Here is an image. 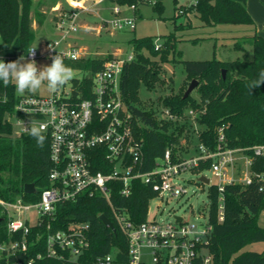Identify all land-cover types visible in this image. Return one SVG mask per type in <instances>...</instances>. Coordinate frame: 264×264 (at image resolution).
I'll use <instances>...</instances> for the list:
<instances>
[{"label": "trees", "instance_id": "1", "mask_svg": "<svg viewBox=\"0 0 264 264\" xmlns=\"http://www.w3.org/2000/svg\"><path fill=\"white\" fill-rule=\"evenodd\" d=\"M121 5H129L137 13L141 6H152L161 17L164 11L163 0H113ZM186 7L175 2L176 18L184 9L190 10L205 27L218 25L255 26L248 12V0H194ZM32 0H0V54L9 56L15 61L26 56L35 41V32L31 18ZM174 17V18H175ZM170 37H176L171 34ZM203 39L189 40L198 43ZM179 42V40H176ZM175 40L168 41L169 51L175 49ZM245 44L253 48V58L248 59ZM135 60L126 65L121 80V93L124 102L130 108L135 120V135L144 145V170H151L158 159L171 150L174 161L190 155L194 147L191 117L188 111L193 110L194 119L202 131V144L207 149L216 150L219 129L224 127L227 147L242 149L253 157L251 171L253 181L249 185H226L224 187V217L219 219L218 201L220 194L215 185L209 187L211 199L208 226L212 228L208 249L214 264H264V251L241 252L250 244L264 243V228L259 226V219L264 212V155L254 156L255 147H264V86L249 90L248 84L255 80L264 70V37L255 33L235 43V49L244 53L242 60L231 62L184 61L186 74L192 80H198L200 100L196 103L191 95L185 93L176 97L162 99L154 105L143 102L139 91L144 84L151 90L156 83L161 87L160 71L141 53L142 49L154 52L152 37L134 39L131 42ZM159 54V53H158ZM112 55L97 56L73 62V66L89 72L84 79L85 98L89 97L92 75L103 67ZM6 62V61H5ZM65 63V62H64ZM70 66L72 63H65ZM226 71V78H223ZM78 84L77 80H73ZM19 99L14 83L7 86L0 81V199L14 202L22 198L26 202L39 201L40 192L49 186L50 138L47 134L44 147L37 146L30 135L14 136V126L9 116L15 113ZM160 106H163L162 108ZM169 109L177 118L175 121L160 117L161 109ZM196 118V119H195ZM185 140V145H182ZM199 150V148H198ZM211 162L201 164L193 170L194 174L203 173L210 168ZM98 170V169H97ZM34 184L37 192L26 194L24 186ZM155 198L148 185L138 182L133 194L124 198L118 193L111 194L112 203L127 212L134 224L140 225L146 220L150 201ZM105 215L117 230L113 233L101 221ZM71 222L88 223L90 248L77 261H58L46 257V237L48 232L66 230ZM33 227L28 242L29 249L14 260L27 261L34 258V264H95L98 257L115 254V264L128 262V242L117 226L106 200L99 196L79 197L76 202L59 204L55 210V220ZM13 238L7 233L6 219L0 208V246ZM41 254L43 259L37 260ZM0 263L5 264L1 259Z\"/></svg>", "mask_w": 264, "mask_h": 264}, {"label": "built area", "instance_id": "2", "mask_svg": "<svg viewBox=\"0 0 264 264\" xmlns=\"http://www.w3.org/2000/svg\"><path fill=\"white\" fill-rule=\"evenodd\" d=\"M103 1L106 0H99ZM114 13L118 15L120 8H115ZM80 14L81 11L66 14L57 23L59 38L47 41L43 51L36 48L34 57L27 54L25 58L51 60L52 56L60 54L65 63L83 60L84 53L80 48H62L69 37L78 31ZM111 23L114 29H135L134 19L114 20ZM156 47L160 48L161 45ZM0 58L6 63L12 61L9 56L0 54ZM134 60L133 51L124 59L112 55L92 75L88 98L84 97L85 78L77 79L78 84L73 83L69 90L63 86L46 97L19 96L15 113L9 116L14 131L20 137L28 135L25 126H30V121L45 125L44 134L50 138L52 167L49 186L40 192L38 202H26L22 198L14 202L0 199L8 235L10 238L18 234L21 236L0 246V260L4 259L5 264H34V258L27 261L12 258L28 252V237L33 227L47 223L50 229L57 205L76 202L82 196H99L107 201L117 226L127 238L126 264H146L144 250L148 251L153 264H214L207 247L212 231L208 223L206 230L200 232L196 226L185 223L183 218L181 222L175 217L173 223L162 224L148 220L147 213L146 220L136 226L125 210L112 203L111 194L115 192L128 198L133 194L134 186L140 182L150 187L155 198L163 199L167 195L179 199L187 194V187L178 185L176 180L210 161L207 171L218 182L215 184L220 194L218 212L220 221H223L224 187L252 183L253 157L242 149L227 147L224 127H221L216 150L200 145L198 157L187 155L177 161L173 160L171 150H167L151 170L145 171L144 145L135 135L136 119L121 93L124 69ZM21 107L29 111L25 113L19 110ZM188 115L193 118L195 113L190 110ZM160 117L172 121L177 119L166 108L161 109ZM252 151L254 156L264 155L263 146L255 147ZM236 166L238 169L244 167L245 175L241 180L234 177ZM230 172L232 174L229 176ZM203 173L197 175L201 177ZM31 215H35V223H32ZM89 230L88 223L71 222L66 230L48 232L46 257L58 261H77L90 248ZM41 259L43 256L39 254L37 260ZM95 264H115V254L98 257Z\"/></svg>", "mask_w": 264, "mask_h": 264}, {"label": "rangeland", "instance_id": "3", "mask_svg": "<svg viewBox=\"0 0 264 264\" xmlns=\"http://www.w3.org/2000/svg\"><path fill=\"white\" fill-rule=\"evenodd\" d=\"M194 0H178V6H188ZM164 11L160 17L152 6H141L139 11L135 13L134 8L129 5H121L113 0H108L106 4L109 9L105 16L109 20H135L134 30H118L114 29L110 22L107 29H104L100 34L97 33L96 28L101 25L100 21L93 22L90 26L92 28L89 32L80 27L81 18L78 21V31L71 35L62 48L67 45L76 46L86 52L87 57H92L101 54H116L119 58H126L132 55L131 42L134 39H142L152 37L154 39V52L142 49L141 53L150 62L154 63V67L160 71V81L163 83L158 87V83L149 90L143 84L139 96L141 100L147 104L157 103V101H164L167 98L176 97L183 92L186 93L188 87L194 81L186 74L184 61H212L218 60L222 62H231L242 60L244 53L237 51L235 43L241 41L244 37H250L257 33L264 36V19L261 17H254L255 26L245 25H218L216 27H205L202 25L196 15L188 9H184L183 14L176 18L175 2L174 0H163ZM120 8V13L115 15V8ZM175 17V18H174ZM173 34L176 38L172 39L170 35ZM51 38L55 40L59 38L56 31L51 30L50 25L40 29L36 33L33 45L43 51L46 40ZM203 39L198 43H192L189 40ZM179 40L175 43V49L171 52L166 46L168 41ZM156 45H161L157 48ZM245 51L249 60L253 58V48L249 44H245ZM134 53V52H133ZM159 53V54H158ZM135 55V54H134ZM17 60V59H16ZM27 60V59H26ZM38 67L50 65L49 59L35 60ZM69 67L73 69V79L64 85L66 90H69L73 85V80L84 79L89 76V72L80 70L73 66V62ZM196 80V79H195ZM198 81V80H196ZM14 83V82H13ZM198 87L191 93L192 99L198 103L200 95ZM51 94L45 86L35 94L26 93L25 95L46 97ZM161 108L163 106H160ZM195 117V116H194ZM196 119V118H195ZM192 135L194 137V147L190 149L191 156L198 157V148L202 142V131L206 129L200 126L198 121L191 118ZM14 136L18 137L14 131ZM182 145H185V140H182ZM218 147V137L216 149ZM234 177L236 179H243L244 167L239 169L234 167ZM204 176L208 178L211 183L210 186L217 184V179L214 178L210 171H205ZM230 172L228 175L230 176ZM254 177V173L251 171ZM200 176L193 173L183 174L182 179L176 180L180 186L186 185L187 194L177 199L165 195L162 198H155L150 202L148 210V220H156L159 223H173L175 217L183 218L188 225H194L198 231L206 230V225L209 220V207L211 199L209 197V185L198 182ZM34 214V213H33ZM32 223H35V215H31ZM259 226L264 228V212L260 216ZM264 243L250 244L243 248L241 252H263ZM205 252V251H204ZM144 261L146 264H153L152 258L147 250L143 251Z\"/></svg>", "mask_w": 264, "mask_h": 264}, {"label": "clouds", "instance_id": "4", "mask_svg": "<svg viewBox=\"0 0 264 264\" xmlns=\"http://www.w3.org/2000/svg\"><path fill=\"white\" fill-rule=\"evenodd\" d=\"M36 47L28 52L30 56H35ZM72 79L73 69L64 63L60 54L52 56L51 64L43 67H38L34 58L26 60L25 56L7 63L0 58V81L5 86L14 82L16 94L19 96H24L26 93L35 94L45 85L49 91L55 92ZM261 86H264V70H261L258 77L248 84L250 91ZM19 110L25 113L29 111L23 107ZM25 128L28 135L36 140L37 146L44 147L47 139L44 134L45 125L30 121V126Z\"/></svg>", "mask_w": 264, "mask_h": 264}, {"label": "crops", "instance_id": "5", "mask_svg": "<svg viewBox=\"0 0 264 264\" xmlns=\"http://www.w3.org/2000/svg\"><path fill=\"white\" fill-rule=\"evenodd\" d=\"M107 3L108 0L103 2H99V0H32L31 18L33 20L32 27L35 36L40 29H43L47 25H50L51 30H54L55 34L56 31L58 33L57 23L61 21L66 14L72 11H81L80 27H84L88 32L92 29L89 25L93 22L100 21L101 25L96 28L97 33L100 34L104 29L108 28L110 22H113L105 16V13L109 9L106 5ZM194 3L195 1L191 2V4ZM247 9L253 20L254 17H256L255 15L264 19V0H248ZM49 40H51V38L46 40V42ZM68 46L70 45H67L66 47ZM82 51L84 53V59H92L97 56H105L109 54L116 55L107 53L87 57L86 52H84V50Z\"/></svg>", "mask_w": 264, "mask_h": 264}, {"label": "water", "instance_id": "6", "mask_svg": "<svg viewBox=\"0 0 264 264\" xmlns=\"http://www.w3.org/2000/svg\"><path fill=\"white\" fill-rule=\"evenodd\" d=\"M223 78L224 79L226 78V71H223ZM198 84H199L198 81H196V80L192 81V83L190 84V86L188 87V89L184 95V98H188L191 95V93L194 91V89L196 87H198ZM73 95L75 96L76 93H74ZM198 182L206 184V185L210 184V180L208 178H206L205 176L199 177ZM36 191L37 190H36V187L34 184H26L24 186V192L26 194H34V193H36ZM99 219L107 228H110L113 231V233H115V234L117 233V230H116L113 222L111 220H109L105 215H101ZM177 220L179 222L182 221V219L180 217H177Z\"/></svg>", "mask_w": 264, "mask_h": 264}]
</instances>
